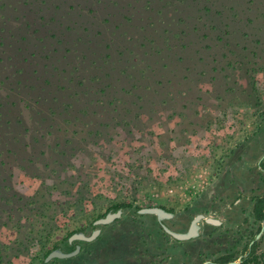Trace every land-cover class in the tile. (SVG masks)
Returning <instances> with one entry per match:
<instances>
[{"label":"rangeland","instance_id":"1","mask_svg":"<svg viewBox=\"0 0 264 264\" xmlns=\"http://www.w3.org/2000/svg\"><path fill=\"white\" fill-rule=\"evenodd\" d=\"M259 195L264 0H0V264L116 203L222 220L165 264L243 262Z\"/></svg>","mask_w":264,"mask_h":264},{"label":"flooded vegetation","instance_id":"2","mask_svg":"<svg viewBox=\"0 0 264 264\" xmlns=\"http://www.w3.org/2000/svg\"><path fill=\"white\" fill-rule=\"evenodd\" d=\"M121 204L126 206L115 208L119 204H111L103 213L85 219L84 224L78 229L68 231L64 240L65 244H58L56 248L48 249L44 260L39 264H165L166 234L168 233L164 225H167L165 222L167 219H160L157 214L140 213V210L144 207L160 206L172 212L174 216L175 213L161 205L133 208L126 203ZM119 209L123 210L120 217L107 224H95L99 218L106 217ZM126 210L133 212L131 211V214L125 217ZM97 229L100 232L93 240L75 239L70 242V237L74 234L90 236ZM66 245L68 248L65 247ZM78 246L80 249L76 255L66 258L55 257L46 261L47 256L54 250L73 252ZM217 260L206 261L204 264H214Z\"/></svg>","mask_w":264,"mask_h":264},{"label":"water","instance_id":"3","mask_svg":"<svg viewBox=\"0 0 264 264\" xmlns=\"http://www.w3.org/2000/svg\"><path fill=\"white\" fill-rule=\"evenodd\" d=\"M122 209H119L117 212L110 213L106 217L99 218L96 220L95 224H107L115 220L116 218L120 217L122 214ZM140 213H151V214H157L160 219H170L174 216L172 212L167 211L165 208L160 207V206H150V207H144L140 210ZM205 221L207 223H211L213 225H221L222 220L216 217L212 216H207L204 213H198L191 221L190 226L188 227L187 230L185 231H177L172 228H170L168 225H164L165 231L174 237L177 240L180 241H186V240H191L194 238H197L200 235L201 229H202V221ZM262 227L261 230L257 233L256 237L251 241L249 248L253 246V244L261 237L264 231V219L262 220ZM100 230L97 229L93 232L92 235L90 236H85L83 234H74L73 236L70 237V242H72L75 239H86V240H93L97 237L99 234ZM80 247L78 246L76 250L73 252H63L60 250H54L52 251L46 258V261H49L55 257L59 258H66V257H71L73 255H76L79 251ZM241 261H229L226 263H218L214 262V264H239Z\"/></svg>","mask_w":264,"mask_h":264},{"label":"trees","instance_id":"4","mask_svg":"<svg viewBox=\"0 0 264 264\" xmlns=\"http://www.w3.org/2000/svg\"><path fill=\"white\" fill-rule=\"evenodd\" d=\"M124 206L126 205L119 204L115 208L124 207ZM253 215H254V218L259 221H262L264 219V195H260L256 198L255 206L253 209ZM255 244H253V246L251 247L252 253L255 252V249H256ZM54 248H56V246H53L50 249H54ZM229 261H231L229 257H223L217 260V262H221V263H226ZM249 263L264 264V253H262L261 255L255 254L254 256L250 258L246 257L241 264H249Z\"/></svg>","mask_w":264,"mask_h":264}]
</instances>
